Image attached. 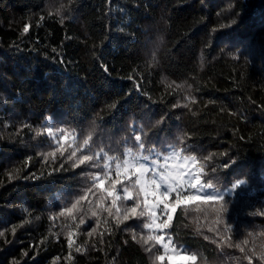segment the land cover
<instances>
[{
  "label": "trees",
  "instance_id": "obj_1",
  "mask_svg": "<svg viewBox=\"0 0 264 264\" xmlns=\"http://www.w3.org/2000/svg\"><path fill=\"white\" fill-rule=\"evenodd\" d=\"M135 135L237 184L176 209L188 264H264V0H0V264H182L105 169Z\"/></svg>",
  "mask_w": 264,
  "mask_h": 264
},
{
  "label": "rangeland",
  "instance_id": "obj_2",
  "mask_svg": "<svg viewBox=\"0 0 264 264\" xmlns=\"http://www.w3.org/2000/svg\"><path fill=\"white\" fill-rule=\"evenodd\" d=\"M222 42L225 43L228 41H227V39H223ZM144 149L145 148L141 149L139 147L136 149H131V148L125 147L123 149V152H124L123 158L119 159V158H115V157L107 154L105 162H104V165H107V167L105 169H106L108 174L112 173L111 170H114V172L117 173L116 165L120 164L121 168L119 170V174H117V175H119L120 178L124 181L132 179V181L134 183L137 179V176H136V174H134V170L132 167H130V166L126 167L124 165V161L128 160L130 165H133L136 163V161H139L141 163H145L149 167L150 171L143 178L142 184L136 185L138 187L140 193H141V198L143 200V203H144L145 196H147V198H148V203L149 204L152 203V201H153L152 193H153L154 189H153L152 185L150 184L149 180L151 178L152 172L158 170L159 165H164L165 163L169 166V168L175 169L176 173L183 170L185 172H192L193 174L198 176V178H199V182L197 184L198 188L201 185H204L202 191H196L194 189L186 188L185 194L204 195V194L210 193L213 197H225L226 195L233 194L235 189H236V186H237L236 183H232L231 185L226 186V187L218 188V187L214 186L213 184H211L210 182L204 181V178L202 175V167L197 162V158L193 154L184 151L182 149V147L179 145H170V146L166 147L165 150H163V151L157 150V149H153L151 151H145ZM173 153H177L178 155L173 157ZM145 156L149 157V159L147 161L143 160V157H145ZM165 157H167V159H165ZM186 157L188 159H185ZM191 157H195V161L191 160ZM153 160H157L158 164L153 165L152 164ZM100 178L101 179L99 181L101 183L103 181V178L102 177H100ZM209 183L213 186L212 188L207 187V185ZM125 187H127L129 189V191L131 192V194L133 195L131 185L126 182L124 188ZM141 187L144 188V191L140 190ZM122 193H123V195L126 196V193L124 191H122ZM216 201H218V200H216ZM168 202H169L170 207L173 209L170 213L172 215V217L174 216V213L179 206H184V207H186L185 209H187L188 205L191 202H198L201 204L202 207H204L206 210H208L207 206L205 205V203H206L205 201H184V200H181L180 205H176L175 193H172L170 195ZM144 205H145V203H144ZM145 207H146V205H145ZM162 207L163 206L160 205V207L156 209L157 224H159L160 220H167V216L164 215L163 212L161 211ZM148 222H150V218H149ZM240 222L245 227H249L251 225L247 222H244L243 220H241ZM251 227H255V226H251ZM147 231H148V233H152L154 236H163L165 238L164 242H165V244H167V248H165L162 244L157 243L161 247L160 256H163L164 257L163 259H167L171 263H182V264H188V263L194 261L193 259H191L192 255H195V259H196L197 253L194 250H192V251L186 250L184 248V246L176 245L173 241L172 235L167 231V229L155 228V226H154V230L147 229Z\"/></svg>",
  "mask_w": 264,
  "mask_h": 264
},
{
  "label": "snow or ice",
  "instance_id": "obj_3",
  "mask_svg": "<svg viewBox=\"0 0 264 264\" xmlns=\"http://www.w3.org/2000/svg\"><path fill=\"white\" fill-rule=\"evenodd\" d=\"M27 31V29H25ZM55 52L56 50L53 49ZM53 133L51 129L48 130V135L51 136ZM135 142L138 143V147L143 149L144 148V143L141 141L140 135H135L134 137ZM85 145H87L88 141H84ZM54 155V154H53ZM72 155H75V152L72 153ZM178 155L177 153H173V157ZM71 157H69L70 159ZM149 157L145 156L143 157V160L147 161ZM167 159V157H165ZM185 159H188L187 157ZM191 160L195 161V157H191ZM86 161H93L92 156L85 155L81 160H79V164H84ZM153 165H157L158 161L153 160L152 161ZM124 165L126 167L130 166L134 170V174H136L137 179L135 181V185L142 184L143 178L149 173L150 169L145 163H141L139 161H136L135 164L130 165L128 160L124 161ZM77 166V165H74ZM99 167V161H96L94 164H90L89 167ZM107 165H105V168ZM121 168L120 164L116 165L117 169V174H119V170ZM175 173V174H174ZM94 180L99 181L101 178L99 176H95L93 178ZM150 184L152 185L154 191L152 193L153 196V201L151 204L148 203V198L145 196L144 198V203L146 205L145 209H142L139 211L138 215L140 217H149L150 222L148 223H143L142 228L154 230L155 228H161V229H167L170 227V222L172 220V215L170 214L171 211L173 210L170 205H169V198L172 193H175V203L176 205H180L181 200L184 201H216L220 200L223 201V197H213L210 193L204 194V195H189L185 194V189H194L196 191H202L204 185H201L199 188L197 187V184L199 182L198 176L193 174L192 172H185L181 170L180 172L176 173L175 169L169 168V166L165 163L164 165H159L158 170L153 171L151 178L149 180ZM208 188H212L213 186L209 183L207 185ZM141 191H144V188L141 187ZM123 191L126 193V198L127 199H132V194L129 191L127 187L123 189ZM111 194V193H110ZM84 197H81L83 199ZM115 200V197H114ZM162 205L161 211L163 212L164 215L167 216V220H160L159 224H157V213L156 209ZM74 207V206H73ZM140 207L139 202H137L133 207L130 209H127L126 212L130 214H125L123 219L125 221L131 220L134 217L137 216V209ZM221 211L227 212L228 207L227 204H222L221 205ZM70 211V210H69ZM63 215V213H61ZM122 222L118 218V223ZM95 229L90 231L88 233L89 236L93 234ZM13 232H15V229H13ZM0 235H3V233H0ZM133 240L137 239L136 235L132 236ZM154 240L156 243L162 244L165 248H167V244H165L164 240L165 238L163 236H149L147 240L144 241V243H148V241ZM239 247V245H237ZM77 251L79 252L80 249L77 248ZM243 251V249H241ZM23 255L27 256L28 253L24 252ZM163 256H160L159 259H163ZM191 259L195 260V255L191 256Z\"/></svg>",
  "mask_w": 264,
  "mask_h": 264
}]
</instances>
